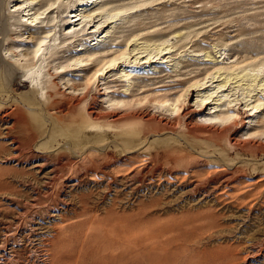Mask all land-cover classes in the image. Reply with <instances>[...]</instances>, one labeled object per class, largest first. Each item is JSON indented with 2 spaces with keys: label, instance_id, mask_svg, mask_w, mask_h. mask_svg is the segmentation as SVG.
<instances>
[{
  "label": "rangeland",
  "instance_id": "374dc122",
  "mask_svg": "<svg viewBox=\"0 0 264 264\" xmlns=\"http://www.w3.org/2000/svg\"><path fill=\"white\" fill-rule=\"evenodd\" d=\"M34 1L0 0V264H73L76 252L48 239L83 227L100 235L108 218L85 217L106 208L148 241L122 264H264V128L252 129L263 105L249 109L264 102V70L255 72L260 79L233 73L264 63V0H110L79 10L80 26L64 18L77 0ZM51 4L33 26L18 23ZM109 19L115 22L106 25ZM164 49L171 53L161 55ZM109 65V73L94 76ZM206 97L212 102L199 114ZM76 99L83 100L66 104ZM227 99L240 118L209 121ZM93 101L98 120L88 114ZM224 128L238 131V144L209 136ZM29 137V145L13 148L12 139ZM107 149L117 162L111 188L99 175L76 184L71 178L55 210L32 202L35 163L73 160L71 173L80 176L106 164ZM222 173L232 181L219 179L212 190L209 179ZM82 192L90 216L72 197Z\"/></svg>",
  "mask_w": 264,
  "mask_h": 264
},
{
  "label": "bare ground",
  "instance_id": "6f19581e",
  "mask_svg": "<svg viewBox=\"0 0 264 264\" xmlns=\"http://www.w3.org/2000/svg\"><path fill=\"white\" fill-rule=\"evenodd\" d=\"M107 1H110V0H77V1H74L72 4H70L71 6L69 8V11H68L67 15L64 16V18L65 17H68L69 18L68 19V22L74 24V26L75 25L77 26L79 24H82L83 25L82 17H80L81 15L78 14L77 12L79 10L82 11L84 9H87L88 7H90V8L93 7L94 8V7L99 6V5L100 6H103L105 3H107ZM29 3H30L29 6H33L34 3H35V1L34 0H31V2H29ZM54 3H55V1H54ZM16 8H17V6H16ZM20 9H21V7L18 6V8L15 9L14 11H16V10L19 11ZM33 9H34V7H32L31 10H33ZM52 9H54L53 4H51L46 9H44L43 12H38V10H36L34 13L32 12V15L34 14L35 16L34 17L32 16L31 22H29V18L28 19H26V18H20L18 20V23L20 25H24V26H30V25L33 26L34 24H36L38 22V19H40L43 16V14L48 13ZM25 10H26V8L23 7V9H21L20 11H25ZM28 11H26V12H28ZM22 16H25V15L22 14ZM111 18H113V17H111ZM63 21L65 22L67 20H64L63 19ZM112 22H115V20L109 19L108 21H106V23H107L106 25H108V23H112ZM84 26H82L81 31H84ZM18 41H21V39H18ZM170 51L165 50V52H164V51L161 50V53H162L161 55H166L168 53H171ZM91 56H92V54L89 55V57H91ZM204 56H207L208 57L205 60H207L209 62H212V63L219 62L216 59H214L212 56H210V54H207L206 53V55H204ZM160 58H162V57H160ZM92 59H93V57H92ZM160 61L161 62L162 61L164 62L165 61V58L161 59ZM232 63H233L232 64L233 66L239 67L238 66L239 65L238 61L237 62H232ZM25 64H26V67H30V66L33 65V63H31V61H29V60L26 61ZM85 66H86V64H85ZM32 67H34V66H32ZM240 69H241L240 71H238V72L234 71L233 73L236 76H239L242 73L244 74L243 76H245V75L248 76V74H250L252 72L251 73V76H253V77H255V79H257V78H259L258 75L260 73H255V72H258V71L261 72L260 70H264V63L257 64V65H255L252 68H249V66H247V64H246L245 67L243 66ZM109 71H111V66L110 65L106 69H104V68L98 69L94 73V76H99L101 74H104V72H105V74H107V73H109ZM262 74H264V73H262ZM124 77L125 78L123 79V81L124 82L127 81L130 84L129 74H125ZM253 77H251V78H253ZM212 78H214V77H212ZM212 78H211V80H212ZM253 81H255L254 78H253ZM204 84L201 83V82H197V83L192 84V86L193 87L195 86L196 88H198V87L201 88L200 86H202L201 89L198 88L199 90H202V89L205 88V87L203 88V85ZM222 86L223 85L218 86V90H219V88H222ZM50 95H52V94H50ZM53 100H54V102H58V100L55 99L54 97H53ZM82 100L83 99H76V100H73V101H67L66 104L68 106H72V105L73 106H77L78 104H80V102ZM97 100L98 99H96L95 102ZM95 102L93 101V106L88 110V114H89V116L91 118H93L95 120H98V119H100V115L101 114L99 115L97 109L95 108V105H94V104H96ZM211 102L207 101V97H206V99H202L201 102H200V105L202 106V108L200 109V111L198 113L199 114L203 113L204 112L203 111L204 108H206V107L208 108V106L210 105ZM254 102H255V104H254ZM254 102H252L253 105H251V103L245 102V107L243 109L244 110H247L248 107L251 105V107L249 109H250V111H252V109H258L259 106L261 107L263 105V109L260 111V116H259V118L257 120V123L252 127V129L264 128V102H263V98H260L258 100H255ZM167 104H168V106H173V103H167ZM167 104H165V105H167ZM213 108L214 109H212L210 111L211 112L210 118H208V120L211 121V122H215L216 123V122L229 121L231 124H235V122L240 118L241 109H240V107H238V109H236L235 105H233V100L227 99V100L221 101L219 104H217ZM244 112H247V111H244ZM249 114H251V113H249ZM250 116H252V114ZM193 118H195L194 115L193 116H190V120L193 119ZM245 121H246L245 119L244 120L242 119V123H244ZM11 126H13V124H11L10 127ZM193 128H192V130L189 129V131H193ZM234 130H232L233 132H231V130H230L231 133L229 132V134H228L227 133V130L224 128L223 131H212V132H210L209 136L210 137H213V138H221L223 136H228V138H229V140H230V142L232 144H238L237 143V140H238L237 139L238 131L237 130L234 131ZM192 133H194V131ZM22 139H24V140H22ZM22 139L21 140L20 139H12L11 140V143H13L12 145H14L13 148H15L16 150H20L21 143L27 144V145L30 144V141H29L30 140V137H29V139H25V138H22ZM245 145H246V147L249 150H254L256 148V144L255 143H249L248 142V144H245ZM103 154L107 158L106 164L104 163L105 165L103 164V166H101L102 164H100L99 167H91L90 166V167H88L85 170L86 172L84 174L80 175V176H79V174L77 176H75L76 172L71 173V171L73 170V167H74V165H72V161L73 160H68L67 163H64L62 161H58L54 165H51L50 164L48 166H47V164H49V163L46 160L43 161V162H37V163H35L34 164V167H35V169L37 170V172L39 174H37L36 176L33 174L29 178L31 180L30 182L32 184V187L35 188L34 191L32 190L33 191V194L29 195L30 199L32 200V202H34L36 204L37 203H41L43 201H46V203L50 204V206L53 207L52 209H54L55 205L57 206L58 202H61V203L64 202L63 197L59 195V192L61 191V189L64 186L67 185L66 184L67 181L69 179H71V178H73V179L72 180H69V181L70 182L74 181L72 184H76V183H79L80 181H82V182L83 181L84 182L86 181L87 182L88 179L95 180L98 175L100 176V179L99 180H101L102 178H105L106 177L107 178L106 179V182H107L106 183L107 184L106 186H108V189H109L110 185L112 184V182L110 183V180H112V181L115 180V176L111 173V171L113 169V167L111 166V164H113L114 162H116V160L112 156V154H111V152H110L109 149L104 150ZM65 159H70V158H65ZM91 159H92V157H91ZM91 159H90V161L93 162L94 159H92V160ZM75 164H77V162ZM94 164H96V162ZM97 164H98V162H97ZM74 169H75V167H74ZM83 172H84V170H83ZM225 174L226 173H222L220 175V178H218V179H216V178H210L209 179V181L213 185V186L211 185L212 190L214 188L216 189V185L219 184V182H218L219 179H222V180H225L226 181L229 178L228 179V182H231L232 181V179L230 177L231 175L230 176L229 175L227 176ZM127 178L128 179H135L136 181H139V182H141L143 180V177L142 176L135 175V174H130L129 176H127ZM90 180H89V182H90ZM228 185H230V184H228ZM203 190L206 191L207 189L205 188ZM72 197L76 198V200L80 204V207L82 208L83 213H86V216H87V214L90 211L93 210L90 207L91 205L89 206V203H90V202H88L89 196L87 194H85V192L83 194H81V193L79 194L78 193L77 195H74ZM43 203H45V202H43ZM41 204H40V206H41ZM35 205L33 204V206H35ZM93 208H95V207H93ZM48 209H49V207H48ZM94 212H97V211H94ZM118 212L116 213L115 210L110 211L109 208H106L104 212H101L99 214H98V212H97V214L96 213H91L90 214L91 216L88 214L90 216V218L88 216L85 217V218H87V220H86V221H88L87 223L92 222L93 219L94 220H100V218L102 216H105V220L108 218V221H106L108 227L104 228V230L101 231L100 232V235H98V236L97 235L88 234L90 232V229H89L90 227H86V228L83 227L82 229L77 230L75 233L73 232L74 233V236L72 234H71L72 235L71 236L69 234H66V233L62 232L58 236H55V238H51V239L49 238L50 240L48 239V241H49V243H51V241H55L56 244L59 245V248H65V250L67 252H69L70 254L72 253L73 255H75L74 253L76 252V256H75L76 258L74 257L75 260H74L73 264H84L83 261H85L87 264H120V263L122 264V262L128 261L129 258H133V260L135 261L136 258L132 257V253L135 254L134 253V250H138V249H140V248H142L144 246H147L146 243L148 241L145 242L143 239L137 238L138 236H136L135 233H134V231L136 229V228H134V226H131V225L125 226L124 224H123L124 226H121V224H120V221L121 220H120V217L118 215ZM54 214H56V213H54ZM88 218H89V220H88ZM104 226L105 225L103 224L102 225V228ZM49 243H48V245H50ZM69 244H71V246ZM70 257H72V256H70ZM137 260L140 263L143 261V260L140 261L139 259H137ZM144 261H145V259H144Z\"/></svg>",
  "mask_w": 264,
  "mask_h": 264
}]
</instances>
